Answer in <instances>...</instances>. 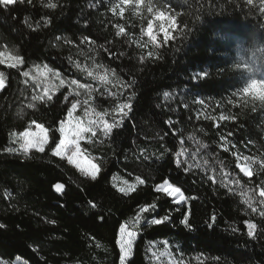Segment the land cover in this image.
Returning <instances> with one entry per match:
<instances>
[{"label": "trees", "instance_id": "trees-1", "mask_svg": "<svg viewBox=\"0 0 264 264\" xmlns=\"http://www.w3.org/2000/svg\"><path fill=\"white\" fill-rule=\"evenodd\" d=\"M110 2L118 0H58L54 10L44 8L39 0L32 4L25 0L7 9L0 6V51L7 45L24 58L19 69L0 65L6 74L5 88L0 90V224L5 226L0 228V257L9 262L19 257L28 264H120L116 243L120 225L132 222L140 207L155 202L157 207L143 214L136 229L138 236L127 264H152L150 242L162 246L165 240L184 264H264V218L245 215L237 185H230L232 192L221 186L222 179L227 182L234 177L246 186L264 180V172L244 177L231 154L237 150L244 155L264 154V109L251 95H233L251 78L249 68L264 82L261 0H253V5L246 0H167L180 15L173 32L176 38L159 49L151 45L141 49L132 42L140 41L141 29H146L150 18L143 6H125L120 17L108 10ZM26 16L34 25L40 22V28H28L23 23ZM46 17L50 24L43 23ZM158 23L154 22V29ZM184 23L191 31L181 35ZM116 24L123 25L124 35H115ZM83 36L95 44L82 43ZM56 37L76 43L65 44ZM147 39L143 36L140 42ZM149 50L160 59L146 58L141 63L139 57H146ZM93 60L115 69L123 81H136L128 90L136 93L132 111L122 126L114 128L108 138L100 133L91 143L89 139L81 143L99 166L95 179L51 154L60 136L56 129L70 107L64 102L68 86H56L50 92L54 93L51 102L37 101L36 108L28 109L33 88L22 75L23 71L32 73L34 65L47 64L63 78L99 89L92 93L90 105L111 114L115 103L126 102V96H119L120 82L110 73L112 85L87 76L85 65L104 74L103 69H94ZM77 61L81 69L75 67ZM194 71L208 75L193 80ZM108 88L117 97L109 96ZM251 94L264 96V83ZM198 99H204L205 105L196 103ZM221 114L236 119L221 121ZM33 120L49 130L45 151L33 149L28 158L5 152L9 146L19 147L10 133L28 129ZM221 136L230 141L227 151L221 146L225 144ZM181 139L186 154L178 166ZM137 176L145 183L140 184ZM165 180L181 188L190 198L187 204L177 205L166 193L155 190ZM56 184L64 186L62 192L55 190ZM189 210L191 229L181 223ZM164 215L170 219L158 225L148 223ZM248 219L258 225L255 238L247 235L243 222Z\"/></svg>", "mask_w": 264, "mask_h": 264}, {"label": "snow or ice", "instance_id": "snow-or-ice-1", "mask_svg": "<svg viewBox=\"0 0 264 264\" xmlns=\"http://www.w3.org/2000/svg\"><path fill=\"white\" fill-rule=\"evenodd\" d=\"M33 0H27L28 4H32ZM39 2L42 4L44 8L54 10L58 7V0H39ZM248 5H253V0H246ZM16 3L23 4L25 3V0H0V6H3L5 9H7L9 6H12ZM185 3H187V0H185ZM131 5L135 9H140L141 6H143L144 10L149 14V19L147 22L146 29H141V37L140 41L143 40V36H147V41H143L142 43L140 41L133 40V43H136L138 47L141 49L147 48L149 45H151L152 49H159L164 45H167L169 41L174 40L176 37L173 36V32L177 29V21L176 16L180 15V13L176 12L174 8H172V5L167 2V0H118V2L109 4V11L113 13V15H119L120 17H123L125 6ZM260 12L264 13V0H261L260 3ZM196 19H199L197 16ZM154 22H159L156 24V27L154 29ZM23 23L30 29L38 30L40 28V22H36L35 25L31 21L30 17L26 16L23 20ZM43 23L45 25L51 23L50 18H44ZM115 35L121 36L125 34V28L121 24L115 25ZM187 31H191L190 26L187 23H184L182 28L180 29L181 35H186ZM162 34V38H161ZM57 41H63L65 44H74L75 41L67 38V37H56ZM82 43H89V44H95L94 40H91L89 36H83L81 38ZM79 47V45H77ZM101 48H104V51H109L108 48H105L103 45L100 46ZM146 58L151 59H160L157 52L149 50L147 52V56L141 55L139 57V60L141 63ZM71 60L72 58L69 57ZM7 64L9 68H17L24 64V58L19 55L17 49H9L7 45H4V50L0 51V65ZM94 69H103L104 74H99L94 72V70H89L88 66H84V71L86 72L88 77H92L94 79L99 80L101 83L106 85H112V80L109 79V73L115 77L120 82V91L119 96L124 97L126 96V102H116L115 106L111 109V122L109 119H105L106 116L109 115V112L107 110L103 112H96L95 109H92V113L95 114L97 117L96 119L91 118V114L89 112V108H84V117H89L87 119H84L81 116L75 115L77 110L82 106H88L90 104L91 100H94V97L92 96V92L99 91V89H94L93 86L90 83H82L81 81L77 79H67L62 77V73L57 71L56 69L50 67L49 65L45 64L43 65V70L40 69V66L34 65V67L37 69L38 72H40V76L44 77L45 79L49 78V74H51V78H54L59 81L60 86H64L65 84L68 86L69 92L67 95L64 96V102L70 103V107L67 109L66 118L62 119L59 122V127L56 129V131L59 132V140L55 143V146L51 149V154L53 156H58L62 158H66L68 163L73 164L75 163L77 167H81L79 164V158L81 155V140L85 139L86 134L89 135V142H92L91 138H94L97 136V132H101V134L108 138L110 137L112 131L114 128H119L122 126L124 120L128 117L129 113L132 111V104L131 100L136 95L135 91L129 92V89H132L135 85L136 81L135 79H132L130 81H123L121 80L116 73L115 69H109L107 66L96 63L95 60L92 61ZM75 67L77 69H81V63L79 61L75 62ZM250 79L247 80V82L239 88L238 93L233 92V95H251V98L253 101H257L258 105L261 109H264V96H254L251 94V90L255 87H257L259 84L264 83L255 78L254 72L251 68L248 69ZM22 75L24 77L30 76V71H23ZM208 73L205 71L200 72H193L191 74V79L198 80L200 78L207 77ZM32 79L36 81L35 86L33 88V94L31 95L30 101L27 103L26 107L28 109H34L37 107L36 102H42V103H49L52 101V95L50 94L49 87L43 88V94L37 93L36 88H39L41 83L43 82L39 77L33 76ZM5 82H6V74L3 71H0V90H3L5 88ZM29 81L26 79L24 81L25 84H27ZM114 86V85H113ZM82 93H86V98L83 100L79 99L78 97H81ZM104 93H101L103 95ZM107 94L111 97H117L118 93L111 91L110 88L107 89ZM165 98L169 97V93L165 92L164 94ZM69 97H72L70 100ZM196 103H199L201 106L205 105L204 99H198L195 101ZM232 101H229L231 103ZM185 108H187V105H184ZM254 112L257 110V108L254 106L252 109ZM20 113L22 114L24 109L21 108ZM205 119H208V117H205ZM211 119L215 120L217 117L213 116ZM236 117L233 115H224L221 114L219 116V120H235ZM169 126L172 125V121L169 120L167 122ZM35 124L36 128L39 129L38 132L31 131V125ZM49 130L44 127L43 123L36 124V121L33 120L31 124L29 125L28 129L22 131V132H11L10 136L12 140L15 143L19 144V147H12L9 146L4 149L5 152L13 154V153H21L25 158H28L29 153L31 150L35 149L38 152L43 153L45 151L46 146L49 144ZM229 136L232 135V133H228ZM162 139V137H161ZM189 139H192V137H189ZM220 139L222 141H225V144L221 145L225 151L228 150L227 144L230 143V141L226 140V137L221 136ZM249 143H253V141H249ZM180 150L176 152V164L179 166L181 164L180 157L182 155L186 154V149L184 148V141L180 140ZM206 148L207 145H204ZM235 147V145H233ZM232 156L236 158V167L239 168L240 172L243 173L244 177L251 178L254 173H261L264 172V154L260 155H244L240 153L238 150L233 151ZM193 154V158H194ZM147 158V157H145ZM205 164H208V161H204ZM258 166V167H254ZM191 165H189V168ZM213 172L215 171V167L212 168ZM86 175H90L92 179H95L97 176V173L99 172V168L97 165L92 164L90 166L89 170H84ZM185 171H188V168L185 169ZM225 176H228L229 173H224ZM210 180H212L215 183V177L210 176ZM136 180L143 184L145 183L144 180H142L139 176L136 177ZM127 183V182H125ZM251 183V181H250ZM231 184H235L238 186L240 190V195L242 197V202L246 206L245 208V215H251V214H257L259 217L264 218V180H261L259 183H253L252 186H246L241 183V179L239 177H234L227 182L225 180H221V186L224 188H227L229 192H232V188L230 187ZM64 186L62 184H56L55 190L57 192H62ZM158 192H164L167 194L168 197L173 198V203L177 205H184L187 204L189 197H186L184 192L181 190L180 187H175L172 184H170L167 180H165L163 183L159 184L155 188ZM121 192H124L125 189L121 188ZM5 195H10L8 193H5ZM194 199L195 197H191ZM157 207V204L155 202L151 204H146L139 208V211L135 218L133 219L132 223L129 224L127 221L122 223L119 227V239H117L116 243L119 245L120 255H119V261L120 264H126L128 259L131 257L133 252V246L135 243V240L138 236V229L143 217L144 213H148L150 210H154ZM180 209L177 208L176 211H179ZM189 213L184 215V218L181 220V223L191 229V225L189 224L188 215ZM100 219H103V217H100ZM170 219V215H164L160 218H153L148 221L151 225H158L165 221H168ZM215 215L211 217L212 223L215 222ZM50 223H55V221H50ZM212 223H209V227H212ZM247 226V235L250 237L255 238V230L257 229L258 225L253 222L251 219L245 220L243 222ZM5 227L4 225L0 224V228ZM237 229L233 227V231H236ZM163 250L162 251H153V248L156 247L155 242H150V246L148 251H151L152 256L156 258V260H160L161 257H169L171 258L172 253L170 252V247L168 244V241H163ZM99 246V245H97ZM19 257L16 258V261L13 262V264H20ZM199 259V257L197 258ZM214 259H219L214 258ZM0 264H9V261L4 259L3 257H0ZM171 264H183L182 261H176L171 260Z\"/></svg>", "mask_w": 264, "mask_h": 264}, {"label": "rangeland", "instance_id": "rangeland-1", "mask_svg": "<svg viewBox=\"0 0 264 264\" xmlns=\"http://www.w3.org/2000/svg\"><path fill=\"white\" fill-rule=\"evenodd\" d=\"M40 69L41 70H43V66H40ZM33 76H37V77H39L43 82L41 83V85H40V87L39 88H36V92L37 93H40V94H43V88L44 87H49V90H50V92L56 87V86H58L59 85V81L58 80H56V79H54V78H51V74H49V78L48 79H45L44 77H41L40 76V72H38L37 71V69L36 68H34L33 69V71H32V73H30V76L29 77H27V80L29 81V83H30V85L32 86V88H34V86H35V83H36V81H34L33 79H32V77ZM93 93V92H92ZM86 93H82V95H81V97H78L79 99H81V100H83L84 98H86ZM93 96V95H92ZM85 107H88L89 108V112H90V114H91V118H93V119H96L97 117L95 116V114L94 113H92V106L89 104L88 106H84V108ZM84 108H82V107H80L77 111H81V114H79L78 112H76L75 113V115H78V116H81V117H83L84 119H87V118H89V117H84ZM96 111V110H95ZM96 112H98V111H96ZM105 119H109V121L111 122V114H109L108 116H106L105 117ZM36 124H38V123H36ZM31 131H33V132H38L39 131V129L38 128H36V125L35 124H32L31 125V129H30ZM101 132H97V134H100ZM87 139H89V135L88 134H86V136H85V139H83V140H81V142L80 143H82L83 141H85V140H87ZM17 145H19L18 143H16ZM66 159V158H65ZM67 160V159H66ZM79 164L81 165V167H77V165L75 164V163H73L72 165H74L75 167H77L83 174H85V171H82V169H84V170H89L90 169V166L92 165V164H95V165H97V163H96V161H95V159H94V157H92V156H90V155H88L87 153H86V151L83 149V147H82V145H81V155H80V158H79ZM98 166V165H97ZM98 168H99V166H98ZM100 170V169H99ZM99 173V172H98ZM98 173H97V175H98ZM86 175V174H85ZM88 176H90V175H88ZM91 177V176H90ZM170 183V182H169ZM171 184V183H170ZM173 185V184H172ZM173 186H175V185H173ZM176 187V186H175ZM172 198V197H171ZM173 199V198H172ZM132 222H129V224H131ZM119 239V238H118ZM137 239V238H136ZM136 241V240H135ZM133 248H134V246H133ZM163 250V245L162 246H159L158 244H156V247L155 248H153V251H157V252H159V251H162ZM170 252L172 253V256H171V258H169V257H161V259L158 261V260H156V258L155 257H153V256H151L150 258H151V260H152V264H171V260H176V261H182L183 262V264H184V261H183V259L181 258H179L178 256H176L172 251H171V249H170ZM133 253V252H132ZM132 256V255H131ZM131 258V257H130ZM129 258V259H130ZM128 259V260H129ZM14 261H16V260H14ZM14 261H10L9 262V264H13V262ZM20 264H28L26 261H24V260H22V259H20ZM126 264H127V262H126Z\"/></svg>", "mask_w": 264, "mask_h": 264}]
</instances>
